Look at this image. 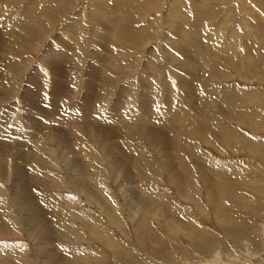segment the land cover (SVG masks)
Here are the masks:
<instances>
[{
    "label": "rangeland",
    "instance_id": "obj_1",
    "mask_svg": "<svg viewBox=\"0 0 264 264\" xmlns=\"http://www.w3.org/2000/svg\"><path fill=\"white\" fill-rule=\"evenodd\" d=\"M0 1V73L1 69L7 71L5 73L11 78L10 81L13 84L12 92L14 90L13 97L2 99L0 95V106L3 105L0 108V147H2L0 148V159L3 161L0 160V202L4 207L6 206L7 210L10 209L11 213L8 212L13 216L8 220V217L3 214L4 207L0 206L2 208L0 221L3 222L0 224L2 226L11 224L9 226L12 229L8 225V228L6 226L8 230L5 227L0 229V264H23V262L24 264H264V0ZM37 17L39 19H36ZM16 18L21 22L25 21L27 26L24 27L30 26L33 30L29 32L26 31L27 29H21V33L19 28L16 29L19 23ZM175 19L180 22L177 28L175 27L177 23L175 22L176 25L172 23ZM9 22L13 27L6 24ZM31 23L37 26L34 27ZM171 26L174 28L172 29ZM6 29L7 32H4ZM14 34L18 35L15 37ZM30 35L34 37L30 38ZM136 40L141 45L137 44ZM98 41H101L100 44ZM80 42L81 44H78ZM97 42L100 46L96 45ZM108 44L111 47H108ZM50 46L52 48L49 54ZM185 48L186 50L183 51ZM226 48H230V51ZM257 50H260L259 53ZM126 51L133 53L130 55ZM167 51L171 52V55ZM225 51L228 52L226 53L228 57L230 55L234 57L227 58ZM246 51L249 52L250 57ZM16 53L18 55L22 53V56L19 55V57ZM208 53L212 55V58ZM149 54L153 57L148 56ZM238 54L239 57L237 56L236 59L235 56ZM240 55H243L244 59ZM186 59L192 62L188 63ZM65 60L68 62L66 63ZM18 61L21 62L20 67H18ZM157 63L159 66H156ZM94 66L96 69L93 71ZM148 66L150 68H145ZM175 70H178V73ZM123 71L128 73L123 75L121 73ZM216 71L218 74L221 72L219 75L221 78ZM214 75L217 77L214 78ZM189 76H191L190 79ZM163 77H167L166 80L170 81L173 79L171 85L174 88L170 87V81L167 82ZM178 82L183 83V86L181 84L180 87ZM129 84L133 86L130 87ZM125 85L133 88L132 91L128 90ZM72 86L76 89L74 90ZM124 87L127 91L123 89ZM225 87L228 90L233 88L232 91L227 92ZM241 87L246 90L258 88L262 90V94L252 97L248 93H239L244 90ZM234 89L239 92L233 91ZM210 90L213 94L209 93ZM145 91L149 92L145 93ZM166 91L172 93L169 94ZM215 91L216 94H214ZM67 93L69 96H66ZM119 96L127 101L125 103L121 99L120 103L122 112L129 111L128 115L130 113V116L126 115L128 119L126 122L116 120L115 125L101 124L97 123L100 120H88L82 116L83 109L81 108L83 107L84 110L88 109L87 111L96 112L98 110L100 114L114 109ZM152 97L154 99H151ZM224 97L233 100L229 99L226 102ZM144 99L147 101L145 102ZM81 100L85 103L84 105ZM199 101H201L200 104H198ZM214 102L216 105L212 104ZM137 103H147L145 107L153 106V110L160 109L163 104L167 103L166 108L170 107L169 110L180 106L186 119L184 120L183 117L181 119V123L186 125L184 143L183 140L180 142L179 138L177 140L173 138L175 132H181L178 128L180 123L172 126H162V124L157 126L155 122H159V119L155 117H152L151 121H147L145 117H138L139 113L146 112L144 111L146 109H142V106L140 107ZM191 105L192 108L189 107ZM184 107L187 109L185 110ZM223 107L227 113L223 112ZM77 108L82 110L80 115L76 113ZM136 108H138L137 111ZM153 110L151 113L154 115ZM241 111L244 112L239 113ZM252 111L255 113L253 114ZM75 113L76 115L71 116ZM125 113L122 114L125 115ZM100 114L97 116L99 117ZM251 114H253L252 117ZM73 118L76 120L74 121ZM139 119L142 120L139 121ZM210 121L222 124L221 126L226 129L224 134L228 136L225 137L216 128L209 126ZM225 124L226 127L230 126L229 131ZM237 129L238 132L247 133V137H239L235 133L238 137L229 136L232 133L230 130L237 131ZM66 135L67 138H65ZM57 137L61 138V146L58 144ZM9 138H13L12 141ZM80 139L83 144L80 143ZM192 143L197 147L196 152L190 147ZM82 145L85 146V150L88 149L86 152ZM52 146L55 147L53 148L55 154L52 152ZM64 146L67 150L65 148L61 153L60 150ZM80 147L84 151H80ZM45 148L49 150V153ZM49 154L51 159H49ZM64 158L65 161L70 162L78 158L77 167L75 169L65 167L67 164ZM7 160H10V163L6 162ZM54 160L63 164L64 169L60 171L56 169L50 162H55ZM169 161L173 162V164L171 162V168ZM50 166L57 170L54 171L55 176L61 174V177H56L61 183L57 187L58 193L56 190L58 195L55 201L57 203L53 205L60 206V195L70 198L66 202V207L63 206L66 210L58 213L54 211L52 204H48L45 197L46 194L55 193L46 189L43 182L48 181L44 173ZM238 167L241 170L239 173L237 172ZM12 171L14 173H11ZM234 172H236L235 175ZM38 174H43L44 178L41 179L43 176ZM184 174H187L189 178L184 177ZM21 178H23L22 181ZM33 185L36 187L34 188ZM31 188L34 193L30 191ZM27 191L29 192L28 197L26 196ZM38 191L44 194V197ZM31 192L35 196H32ZM11 195L12 198H10ZM3 196L9 199L6 200ZM29 197L32 198L31 201L27 199ZM33 197L37 199L34 200ZM16 200L19 201L16 202ZM44 202L48 205H44ZM108 202H111L110 206L107 205ZM18 204H23V206ZM27 212L31 214L27 215ZM69 222L72 223L71 226L67 225ZM41 230H47L50 236L46 240L48 244L45 243L48 246V255L44 262L41 261L42 255L38 254L39 241L42 239V234H45ZM36 237L40 240L36 241ZM3 245L5 248L2 247Z\"/></svg>",
    "mask_w": 264,
    "mask_h": 264
},
{
    "label": "bare ground",
    "instance_id": "obj_2",
    "mask_svg": "<svg viewBox=\"0 0 264 264\" xmlns=\"http://www.w3.org/2000/svg\"><path fill=\"white\" fill-rule=\"evenodd\" d=\"M0 2H1V1H0ZM22 2H23V1H22ZM201 2H202V1H201ZM104 4H105V2H104ZM196 5H197V4H196ZM100 7H101V6H100ZM28 9H30V8H28ZM172 10H173V9H172ZM25 11H26V10H25ZM29 12H30V11H29ZM29 12H28V13H29ZM30 13H31V12H30ZM0 14H1V13H0ZM100 14H101V13H100ZM31 15H32V14H31ZM97 15H98V14H97ZM17 17H18V16H17ZM21 17H22V16H21ZM101 17H102V16H101ZM18 18H19V17H18ZM26 18H27V17H26ZM96 18H97V17H96ZM16 19H17V18H16ZM20 19H21V18H20ZM28 19H29V17H28ZM30 19H31V18H30ZM36 19H39V18L37 17ZM11 20H12V19H11ZM14 20H15V19H14ZM17 20H18L19 23L16 25L17 28H16V27H15V28H16L17 30H18V28H19V29H20V32L22 31L21 29H25V30L27 29L26 31H29V32H30L31 29L33 30V28H30V26H28V28L24 27V26H27V23H25V21H24V22H21V20H20V21H19V19H17ZM32 20H33V19H32ZM4 21H5V20H4ZM27 21H28V20H27ZM29 21H30V20H29ZM36 21H37V20H36ZM40 21H41V20H40ZM51 21H52V20H51ZM173 21H174V20H173ZM10 22H11V21H10ZM10 22H9V23H6V24H10ZM12 22L14 23V21H12ZM30 22H31V21H30ZM30 22H29V23H30ZM175 22L177 23V25L175 24ZM15 23H16V22H15ZM29 23H28V24H29ZM33 23H34V21H33ZM33 23H31L32 26H34ZM38 23H39V22H38ZM54 23H55V22H54ZM72 23H74V22H72ZM157 23H158V22H157ZM170 23H171V22H170ZM172 23H174L173 25H176L175 27L177 28V27H178V24H179L180 22L178 21V19H175V21L172 22ZM3 24H4V23H3ZM11 24H12V23H11ZM11 24L9 25L10 27L12 26ZM21 24H22L23 26H22ZM1 25H2V24H1ZM13 25H14V24H13ZM75 25H76V23H75ZM5 26H7V25H5ZM35 26H37V25H35ZM35 26H34V27H35ZM76 26H77V25H76ZM3 27H4V26H3ZM12 27H13V26H12ZM78 27H79V26H78ZM171 27H172V29L174 28L173 26H171ZM0 28H1V27H0ZM4 28H5V27H4ZM4 28H3V30H4ZM6 28H7V27H6ZM179 28H181V26H179ZM7 29H8V28H7ZM7 29H6V31H4V32H7ZM10 29H11V28H10ZM13 29H14V28H13ZM67 29H68V28H67ZM142 29H143V28H142ZM182 29H183V28H182ZM35 30H36V28H35ZM35 30H34V31H35ZM37 30H38V28H37ZM74 30H75V29H74ZM9 31H11V30H9ZM9 31H8V32H9ZM14 31H16V30L14 29ZM23 31H24V30H23ZM103 31H104V30H103ZM105 31H106V30H105ZM252 31H253V30H252ZM16 32H18V31H16ZM95 32H96V31H95ZM18 33H19V32H18ZM21 33H22V32H21ZM106 33H107V32H106ZM24 34H25V33H24ZM29 34H30V33H29ZM31 34H32V33H31ZM61 34H62V33H61ZM71 34H72V33H71ZM73 34H74V33H73ZM75 34H76V32H75ZM78 34H79V33H78ZM138 34H139V33H138ZM201 34H202V33H201ZM230 34H232V33H230ZM15 35H18V34H14V36H15ZM103 35L105 36V34H103ZM136 35H137V34H136ZM198 35H199V33H198ZM209 35H210V34H209ZM12 36H13V35H12ZM19 36H20V34H19ZM25 36H26V34H25ZM30 36H31L30 38H33V37H34V36L32 37V35H30ZM73 36H74V35H73ZM75 36H76V35H75ZM75 36H74V37H75ZM104 36H103V37H104ZM132 36H133V35H132ZM137 36H138V35H137ZM137 36H135V37H137ZM142 36H143V35H142ZM142 36H141V37H142ZM231 36H232V35H231ZM252 36H253V35H252ZM257 36H258V35H257ZM15 37H16V36H15ZM17 37H18V36H17ZM38 37H39V36H38ZM38 37H37V38H38ZM66 37H67V36H66ZM70 37H71V35H70ZM97 37H98V36H97ZM99 37H100V36H99ZM119 37H120V36H119ZM138 37H139V36H138ZM143 37H145V36H143ZM183 37H184V36H183ZM211 37H212V36H211ZM228 37H229V36H228ZM250 37H251V36H250ZM4 38H5V37H4ZM24 38H25V37H24ZM26 38H28V37H26ZM101 38H102V37H101ZM199 38H200V37H199ZM205 38H206V37H205ZM222 38H223V37H222ZM258 38H260V36H259ZM13 39H14V38H13ZM20 39H21V38H20ZM20 39H19V41H20ZM42 39H43V38H42ZM73 39H74V38H73ZM77 39H79V38H77ZM77 39H76V40H77ZM113 39H114V38H113ZM117 39H118V38H117ZM121 39H122V37H121ZM143 39H144V38H143ZM225 39H226V38H225ZM229 39H231V38H229ZM15 40H18V39H15ZM15 40H14V42H16ZM23 40H26V41H27V39H23ZM28 40H29V38H28ZM69 40H70V39H69ZM71 40H72V39H71ZM76 40H75V41H76ZM94 40H95V39H94ZM110 40H111V39H110ZM140 40H141V39H140ZM140 40H139V41H140ZM178 40H179V39H178ZM181 40H182V39H181ZM79 41H80V40H79ZM108 41H109V40H108ZM136 41H137V40H136ZM141 41H142V40H141ZM141 41H140V42H141ZM143 41H144V40H143ZM226 41H227V40H226ZM226 41H225V42H226ZM229 41H230V40H229ZM21 42L23 43L22 39H21ZM28 42H29V41H27V43H28ZM98 42H99V41H98ZM98 42L96 43V45L98 44ZM100 42H101V41H100ZM100 42H99V44H100ZM124 42H126V41H124ZM182 42H183V40H182ZM204 42H205V41H204ZM230 42H231V41H230ZM232 42H233V41H232ZM3 43H4V42H3ZM35 43H36V39H35ZM103 43H105V42H103ZM120 43H121V40H120ZM128 43H129V42H128ZM209 43H210V42H209ZM226 43H227V42H226ZM249 43H251V42H249ZM17 44H18V43H17ZM78 44H81V42L78 43ZM99 44H98V45H99ZM105 44H106V43H105ZM137 44H140V43H138V41H137ZM184 44H185V42L183 43V45H184ZM190 44H191V43H190ZM193 44H194V42H193ZM195 44H196V43H195ZM224 44H225V43H224ZM230 44H231V43H230ZM230 44H227V45H230ZM247 44H248V43H247ZM252 44H253V43H252ZM8 45H9V42H8ZM20 45H21V43H20ZM20 45H19V46H20ZM25 45H26V44H25ZM35 45H36V44H35ZM35 45H34V46H35ZM50 45H51V44H50ZM53 45H54V44H53ZM67 45H68V43H67ZM69 45H70V44H69ZM124 45L126 46V43H125ZM124 45H123V46H124ZM128 45L130 46V43H129ZM128 45H127V46H128ZM140 45H141V44H140ZM176 45H177V43H176ZM234 45H235V44H234ZM234 45H233V46H234ZM248 45H251V44H248ZM261 45H262V44H261ZM10 46H11V44H10ZM14 46H15V45H14ZM17 46H18V45H17ZM99 46H100V45H99ZM101 46H103V45H101ZM129 46H128V47H129ZM192 46H193V45H192ZM206 46H207V45H206ZM6 47H7V43H6ZM15 47H16V46H15ZM108 47H111V46H109V44H108ZM133 47H134V46H133ZM133 47H132V49H133ZM136 47H137V46H136ZM194 47H195V45H194ZM223 47H224V46H223ZM223 47H221V48H223ZM225 47H226V45H225ZM229 47L231 48L232 45L229 46ZM250 47H251V46H250ZM250 47H248V48H250ZM12 48H14V47H12ZM19 48H22V47H19ZM51 48H52V46L49 47V49H48V50H49L48 53L51 51ZM63 48H64V47H63ZM67 48H69V47L67 46ZM70 48H72V47H70ZM98 48H99V47H98ZM183 48H184V46H183ZM183 48H182V49H183ZM200 48H201V47H200ZM230 48H228L229 51H230ZM248 48H247V49L245 48V49L248 50ZM252 48H253V46H252ZM4 49L7 50L8 48H4ZM10 49H11V48H10ZM99 49H100V48H99ZM125 49H127V48H125ZM128 49H129V48H128ZM180 49H181V48H180ZM207 49H208V47H207ZM224 49H225V48H224ZM228 49L226 48V50H228ZM253 49H254V48H253ZM253 49H252V50H253ZM18 50H19V49H18ZM18 50H17V51H18ZM20 50H21V49H20ZM23 50H24V49H23ZM57 50H58V49H57ZM96 50H97V49H96ZM106 50H107V49H106ZM118 50L120 51V49H118ZM134 50H135V49H134ZM154 50H155V49H154ZM185 50H186V48H185L183 51H185ZM211 50H212V49H211ZM52 51H53V50H52ZM68 51H71V50H68ZM98 51H100V50H98ZM101 51H102V50H101ZM109 51H110V50H109ZM183 51H182V52H183ZM216 51H217V50H216ZM257 51H258V50H257ZM259 51H260V50H259ZM259 51H258V53H259ZM8 52H9V51H8ZM15 52H16V50H15ZM22 52H23V51H22ZM56 52H58V51H56ZM71 52H72V51H71ZM95 52H96V51H95ZM111 52H112V51H111ZM126 52H127V51H126ZM156 52H158V51L156 50ZM167 52H169V51H167ZM198 52H199V51H198ZM213 52H214V50H213ZM221 52H222V50H221ZM1 53H2V52H1ZM92 53H94V52H92ZM109 53H110V52H109ZM122 53H123V51H122ZM128 53H129V52H127V54H128ZM132 53H133V52H131V54H132ZM134 53H135V51H134ZM160 53H161V52H160ZM170 53H171V52H169V54H170ZM201 53H202V52H201ZM210 53H211V51H210ZM215 53H216V52H215ZM226 53H228V52L225 51V54H226ZM234 53H235V52H234ZM241 53H242V52H241ZM241 53H240V54H241ZM246 53H247V55L250 57V55L248 54L249 52L246 51ZM4 54H5V53H4ZM6 54H7V53H6ZM16 54H17V53H16ZM21 54H22V53H21ZM21 54L19 53V55H21ZM49 54H50V53H49ZM58 54H59V53H58ZM70 54H71V53H70ZM106 54H107V53H106ZM106 54H105V56H106ZM110 54H112V53H110ZM110 54H107V55L110 56ZM127 54H126V55H127ZM129 54H130V53H129ZM131 54H130V55H131ZM150 54H152V53L150 52ZM150 54H149L148 56L153 57V56L150 55ZM153 54H154V53H153ZM177 54H178V53H177ZM198 54H199V53H198ZM208 54H209V53H208ZM212 54H214V53H212ZM242 54H244V53H242ZM2 55H3V54H2ZM8 55H9V54H8ZM19 55L17 54V56H19ZM56 55H57V54H56ZM81 55H82V54H81ZM120 55H121V54H120ZM170 55H171V54H170ZM178 55H179V54H178ZM185 55H186V54H185ZM199 55H200V54H199ZM209 55H210V54H209ZM232 55H233V54H232ZM244 55H245V54H244ZM247 55H246V56H247ZM21 56H22V55H21ZM60 56H61V54H60ZM67 56H70V55H67ZM71 56H72V54H71ZM71 56H70V57H71ZM79 56H80V53H79ZM98 56H100V55H98ZM173 56H174V55H173ZM187 56H188V55H187ZM200 56H201V55H200ZM225 56H226L227 58H229V57H230V58L234 57V56H231V55L228 57L227 54H226ZM237 56L239 57V54L235 56L236 59H237ZM241 56H242L243 59H244V56H243V55H240V57H241ZM5 57H8V56H5ZM19 57H20V56H19ZM47 57H48V55H47ZM57 57H58V56H57ZM64 57H65V54H64ZM73 57H74V56H73ZM96 57H97V56H96ZM106 57H107V56H106ZM121 57H122V55H121ZM133 57H134V56H133ZM175 57H176V56H175ZM189 57H190V56H189ZM202 57H203V56H202ZM204 57H205V56H204ZM206 57H208V55H207ZM210 57L212 58V55H210ZM9 58H10V57H9ZM12 58H13V57H12ZM48 58H49V57H48ZM67 58H68V57H67ZM134 58H136V57H134ZM138 58H140V57H138ZM173 58H174V57H173ZM173 58H172V59H173ZM245 58H247V57H245ZM10 59H11V58H10ZM62 59H63V58H62ZM70 59H72V58H70ZM107 59H109V60L111 61L110 58H107ZM107 59H106V60H107ZM130 59H131V58H130ZM208 59H209V58H208ZM239 59H240V58H239ZM7 60H8V59H7ZM59 60H60V58H59ZM59 60H57V61H59ZM67 60H69V59H67ZM75 60H76V58H75ZM106 60H105V61H106ZM132 60H133V59H132ZM132 60H131V61H132ZM134 60H135V59H134ZM182 60H183V59H182ZM186 60H187V59H186ZM209 60H210V59H209ZM209 60H207V61H209ZM2 61H3V60H2ZM9 61H10V60H9ZM14 61H15V60H13V62H14ZM26 61H27V59H26ZM26 61H25V62H26ZM60 61H61V60H60ZM65 61H66V60H65ZM72 61H73V59H72ZM76 61H77V60H76ZM95 61H96V60H95ZM103 61H104V60H103ZM105 61H104V62H105ZM128 61H129V60H128ZM189 61L192 62L191 60H187L188 63H189ZM202 61H203V60H202ZM204 61H205V60H204ZM13 62H12V63H13ZM67 62H68V61H66V63H67ZM98 62H99V61H98ZM148 62H149V61H148ZM148 62H147V63H148ZM187 62H186V64H187ZM14 63H15V62H14ZM18 63H19V61H18ZM20 63H21V62H20ZM20 63H19V65H18V67L21 66ZM28 63H29V62H28ZM58 63H59V62H58ZM74 63H75V62H74ZM107 63H108V62H107ZM147 63H145V64H147ZM154 63H155V61H154ZM208 63H209V62H208ZM10 64H11V63H10ZM16 64H17V63H16ZM16 64H15V65H16ZM24 64H25V63H24ZM24 64H23V65H24ZM29 64H30V63H29ZM75 64H77V63H75ZM98 64H99V63H98ZM108 64H110V62H109ZM158 64H159V63H157L156 66H157ZM26 65H27V64H26ZM26 65H25V66H26ZM106 65H107V64H106ZM153 65H154V64H153ZM107 66H109V65H107ZM131 66H132V65H131ZM149 66H150V64H149ZM149 66H148V67H145V68H150ZM158 66H159V65H158ZM250 66H251V65H250ZM22 67H24V66H22ZM27 67H28V66H27ZM102 67H103V66H102ZM160 67H161V66H160ZM177 67H178V66H177ZM177 67H176V69H177ZM187 67H188V66H187ZM189 67H190V66H189ZM189 67H188V68H189ZM253 67H254V66H253ZM9 68H10V67H9ZM12 68H13V67H12ZM58 68H59V67H58ZM151 68H153V67H151ZM154 68H156V67H154ZM179 68H182V67H179ZM200 68H201V67H200ZM10 69H11V68H10ZM14 69H15V67H14ZM19 69H20V68H19ZM95 69H96V66L93 67V71H94ZM134 69H135V68H134ZM156 69L159 70L158 68H156ZM171 69H172V68H171ZM190 69H191V68H190ZM219 69H220V68H219ZM20 70H22V69H20ZM23 70H24V69H23ZM49 70H50V69H49ZM52 70H53V69H52ZM103 70L105 71V69H103ZM146 70H147V69H146ZM183 70H184V69H183ZM12 71H13V70H12ZM18 71H19V70H18ZM36 71H37V70H36ZM43 71H44V70H43ZM62 71H63V70H62ZM114 71H115V70H114ZM150 71H153V69H152V70L150 69ZM175 71H176V70H175ZM177 71H178V70H177ZM177 71H176V72H177ZM191 71H192V70H191ZM191 71H189V72H191ZM201 71H202V70H201ZM203 71H204V70H203ZM5 72H7V71H3V70L1 69V73H0V75H1V76H0V92H1V94H0V95H1V98H2V99L10 98V96L13 97V92H14V90H13V92H12L13 84H12V81H10L11 78H9L8 75H7ZM10 72H11V71H10ZM14 72L16 73V71H14ZM21 72H22V71H21ZM128 72H129V70H128ZM128 72L126 71V73H128ZM146 72H148V71H146ZM146 72H145V73H146ZM159 72H160V71H159ZM179 72H180V71H179ZM184 72H186V71H184ZM184 72H183V73H184ZM187 72H188V71H187ZM205 72H206V71H205ZM216 72H217V71H216ZM18 73H19V72H18ZM26 73H27V72H26ZM34 73H35V72H34ZM42 73H43V72H42ZM106 73H107V72H106ZM121 73L124 75L125 72L123 71V72H121ZM126 73H125V74H126ZM143 73H144V72H143ZM143 73H142V74H143ZM145 73H144V74H145ZM177 73H178V72H177ZM192 73H193V72H191V74H192ZM194 73H195L194 75H196V72H195V71H194ZM220 73H221V72H219V74H218V72H217L218 76L220 75ZM10 74H11V73H10ZM10 74H9V75H10ZM12 74H13V73H12ZM19 74H20V73H19ZM36 74H38V73H36ZM97 74H98V73H97ZM146 74H147V73H146ZM146 74H145V75H146ZM150 74H151V73H150ZM153 74L155 75V72H154ZM158 74H159V73H158ZM181 74H182V73H181ZM187 74H188V73H187ZM205 74H206V73H205ZM217 74H216V75H217ZM238 74H239V73H238ZM13 75H15V74H13ZM42 75H43V74H41V76H42ZM46 75H47V74H46ZM123 75H122V76H123ZM147 75H148V74H147ZM171 75H172V74H171ZM175 75H176V73H175ZM182 75H183V74H182ZM185 75H186V73H185ZM185 75H184V76H185ZM198 75H199V74H198ZM216 75H214L213 77L215 78ZM15 76H17V74H16ZM34 76H35V75H34ZM37 76H38V75H37ZM37 76H36V77H37ZM92 76H93V75H92ZM107 76H108V75H107ZM158 76H160V75H158ZM178 76H179V75H178ZM191 76H192V75H191ZM191 76H189L188 78L190 79ZM200 76H201V74H200ZM10 77H11V76H10ZM12 77H13V76H12ZM119 77H120V76H119ZM139 77H140V76H139ZM179 77H180V76H179ZM186 77H187V76H186ZM186 77H185V78H186ZM192 77H194V76H192ZM196 77H198V76H196ZM216 77H217V76H216ZM219 77H220V76H219ZM14 78H16V77H14ZM17 78H18V77H17ZM37 78H39V77H37ZM75 78H76V77H75ZM146 78H147V77H146ZM146 78H145V80H146ZM148 78H149V77H148ZM163 78H164V77H163ZM166 78H167V77H165L164 79L166 80ZM177 78H178V77H177ZM194 78H195V77H194ZM220 78H221V77H220ZM51 79H52V78H51ZM88 79H89V78H88ZM93 79H94V78H93ZM178 79H181V78H178ZM178 79H177V80H178ZM192 79H193V78H192ZM195 79H196V78H195ZM200 79H201V78H200ZM217 79H218V78H217ZM70 80H71V79H70ZM90 80H91V79H90ZM114 80H116V79H114ZM114 80H113V81H114ZM138 80H139V79H138ZM141 80H142V79H141ZM148 80H149V79H148ZM148 80H146V81H148ZM150 80H151V79H150ZM172 80H173V79H172ZM172 80H171V81H172ZM207 80H208V77H207ZM209 80H210V79H209ZM14 81H15V80H14ZM71 81H72V80H71ZM143 81H144V80H143ZM163 81H164V80H163ZM163 81H162V82H163ZM166 81L168 82V81H170V80H166ZM166 81H165V82H166ZM171 81H170V83H169V84H170L169 86H170V87H173V86L171 85V83H172ZM190 81H192V80H190ZM72 82H73V81H72ZM115 82H116V81H115ZM132 82H133V81H132ZM148 82H150V81H148ZM152 82H153V81H152ZM14 83H15V82H14ZM69 83H71V82H69ZM88 83H89V82H88ZM109 83H110V82H109ZM111 83H112V82H111ZM130 83H131V82H130ZM137 83H138V82H137ZM150 83H151V82H150ZM150 83H148V84H150ZM178 83L180 84V87H181V84H182V86H183V83H180V82H178ZM196 83H198V82H196ZM207 83L210 85V82L207 81ZM207 83H206V84H207ZM72 84H74V82H73ZM91 84H92V83H91ZM139 84H142V82H141V83L139 82ZM163 84H164V83H163ZM163 84H162V85H163ZM167 84H168V83H167ZM167 84H166V85H167ZM179 84H178V86H179ZM151 85H152V84H151ZM153 85H156V84L153 83ZM166 85H165V86H166ZM192 85H195V84H192ZM202 85H203V84H202ZM236 85H237V84H236ZM88 86H89V85H88ZM91 86H92V85H91ZM129 86H130V84H129ZM129 86H128V85H125V87H127V88H128ZM131 86H133V85L131 84ZM131 86H130V87H131ZM134 86H135V85H134ZM141 86H142V85H141ZM143 86H145V85H143ZM165 86H163V87H165ZM167 86H168V85H167ZM169 86H168V87H169ZM233 86H234V85H233ZM237 86H238V85H237ZM66 87H67V86H65V88H66ZM70 87H71V86H70ZM70 87H68V88H70ZM72 87H73V86H72ZM83 87H84V86H83ZM125 87H124L123 89H124L125 91H127V88H125ZM168 87H167V88H168ZM242 87H243V86H242ZM242 87H241V88H242ZM17 88H18V86H17ZM68 88H67V89H68ZM142 88H144V87H142ZM152 88H153V86H152ZM165 88H166V87H165ZM173 88H174V87H173ZM184 88H185V87H184ZM228 88H229V85H228ZM232 88H233V87H232ZM232 88L230 89L231 91H232ZM234 88H235V87H234ZM15 89H16V87H15ZM73 89H74V87H73ZM75 89H76V88H75ZM75 89H74V90H75ZM129 89H131V88H128V90H129ZM132 89H133V88H132ZM132 89H131L130 91H132ZM139 89H140V88H139ZM148 89H149V88H148ZM169 89H170V88H169ZM171 89H172V88H171ZM186 89H187V87H186ZM217 89H218V87H217ZM236 89H237V88H236ZM236 89H234L233 91H235ZM243 89H244V88H242V90H243ZM248 89H249V88H248ZM263 89H264V88H263ZM59 90H60V89H59ZM62 90H63V89H62ZM65 90H66V89H65ZM109 90H110V89H109ZM134 90H135V89H134ZM146 90H147V89H146ZM149 90H150V89H149ZM165 90H166V89H165ZM167 90H168V89H167ZM223 90H224V89H223ZM225 90H226L227 92L230 91V90L226 89V87H225ZM63 91H64V90H63ZM68 91H69V90H68ZM150 91L153 92V90H150ZM170 91H171V90H170ZM170 91H166V92H169V94H171L172 92L170 93ZM189 91H191V90H189ZM203 91H206V90H203ZM207 91H208V90H207ZM211 91H212V90H210L209 93H210ZM213 91H214V90H213ZM220 91H221V90H219V92H220ZM236 91H237V90H236ZM17 92H18V91H17ZM69 92H70V91H69ZM73 92H74V91H73ZM108 92H109V91H108ZM123 92H124V91H123ZM133 92H134V91H133ZM141 92H142V91H141ZM148 92H149V91H148ZM148 92L145 91V93H148ZM184 92H186V91L184 90ZM237 92H239V91H237ZM237 92H234V93H237ZM263 92H264V91H263ZM15 93H16V92H15ZM75 93H76V92H75ZM86 93H87V92H86ZM98 93H99V92H98ZM154 93H155V92H154ZM193 93L195 94L196 92H193ZM197 93H198V92H197ZM200 93H201V92H200ZM211 93H212V92H211ZM230 93H232V92H230ZM239 93H243V94L248 93V94H250L252 97H256L257 95L260 96V93L262 94V90H260V89H258V88H256V89L254 88V89H251V90H246V89H244L243 91H240ZM64 94H65V93H63V95H64ZM69 94H70V93H69ZM77 94H78V93H77ZM101 94H102V92H101ZM101 94H100V95H101ZM103 94H104V93H103ZM126 94H127V93H126ZM137 94H138V93H137ZM140 94H141V93H140ZM212 94H213V93H212ZM214 94H216V91H215ZM248 94H247V95H248ZM15 95H16V94H15ZM29 95H31V94L29 93ZM29 95H28V96H29ZM67 95H68V93L66 94V96H67ZM142 95H143V94H142ZM142 95H141V96H142ZM147 95H148V94H147ZM150 95H151V94H150ZM158 95H159V94H158ZM166 95H168V94H166ZM172 95H173V94H172ZM217 95H218V94H217ZM217 95H215V96H217ZM219 95H220V94H219ZM225 95H226V94L224 93V96H225ZM227 95H228V94H227ZM235 95H236V94H235ZM237 95H239V94H237ZM241 95H242V94H241ZM247 95H246V97H247ZM64 96H65V95H64ZM68 96H69V95H68ZM109 96H111V95L109 94ZM139 96H140V95H139ZM154 96H155V95H154ZM159 96H160V95H159ZM174 96H175V95H174ZM183 96H184V95H183ZM198 96H199V94H198ZM207 96H208V95H207ZM210 96H211V95H210ZM222 96H223V94H222ZM231 96H232V95H231ZM233 96H234V94H233ZM239 96H240V95H239ZM73 97H74V96H73ZM155 97H156V96H155ZM164 97H165V96H164ZM170 97H171V96H170ZM190 97H191V95H190ZM225 97H226V96H225ZM225 97H224V98H225ZM229 97H230V94H229ZM44 98H45V96H44ZM56 98H57V97H56ZM56 98H55V99H56ZM69 98H70V97H69ZM137 98H138V96H137ZM140 98H141V97H140ZM144 98H145V96H144ZM146 98H147V97H146ZM165 98H166V97H165ZM172 98H173V97H172ZM172 98H171V99H172ZM174 98H175V97H174ZM199 98H201V97H199ZM237 98H239V97H237ZM241 98H242V97H241ZM11 99H12V98H11ZM58 99H59V98H58ZM70 99H71V98H70ZM99 99H100V98H99ZM105 99H107V98L105 97ZM113 99H114V98H113ZM121 99H122L125 103H127V101H126L122 96H119V97H117V99H116V103H115V106H116V107H114V109H111L110 111H107V110L111 107V106H110L108 109H106V111H107L106 113H101V114H100V112H99L98 110H97L96 112H95V111L92 112L91 110L87 111L88 109H87V110H84V107H83V108H81V109H83V115H82V116H84V117L87 118L88 120H93V121L100 120L99 122L97 121V123H101V124H103V123L107 124V123H108L109 125H115L114 122H116V120H123V121L126 122V121L128 120V119H126V115H128L127 113H128L129 111H128L127 113L122 112L121 107H120ZM142 99H143V98H142ZM142 99H141V101H142ZM149 99H150V98H149ZM149 99H148V101H149ZM151 99H154V97H152ZM155 99H156V98H155ZM178 99H179V98H178ZM203 99H204V97H203ZM205 99H207V98L205 97ZM213 99H214V98H213ZM222 99H223V97L221 98V100H222ZM229 99H230V101H231L232 98H229ZM229 99L225 98V101L228 102ZM234 99H235V98H234ZM43 100L45 101L46 99H43ZM47 100H48V99H47ZM47 100H46V101H47ZM61 100H62V99H61ZM94 100H95V99H94ZM103 100H104V99H103ZM109 100H110V99H109ZM164 100H165V99H164ZM167 100H168V99H167ZM167 100L165 101V103L167 102ZM179 100L181 101L182 99H179ZM199 100H200V99H199ZM214 100H216V99H214ZM232 100H233V99H232ZM49 101H51V99H50ZM56 101H58V100L56 99ZM81 101H82V104L84 105L85 103L83 102V100H81ZM138 101H139V98H138ZM144 101H145V99H144ZM146 101H147V100H146ZM146 101H145V102H146ZM154 101H156V100H154ZM171 101H173V100H171ZM196 101H197V100H196ZM204 101H205V100H204ZM206 101H207V100H206ZM211 101H212V100H211ZM217 101H218V99H217ZM60 102H61V101H60ZM108 102H109V101H108ZM132 102H134V100H132ZM150 102H152V101H150ZM156 102H157V101H156ZM159 102H160V101H159ZM168 102H169V101H168ZM191 102H192V101H191ZM191 102H189V103H191ZM200 102H201V101H199L198 104H200ZM218 102H219V101H218ZM99 103H100V102H99ZM106 103H107V102H106ZM129 103H130V102H129ZM138 103H139V102H138ZM138 103H137V104H138ZM172 103H173V102H172ZM180 103H181V102H180ZM183 103H184V102H183ZM186 103H187V102H186ZM204 103H205V102H204ZM210 103H211V102H210ZM220 103H221V102H220ZM5 104H6V103H5ZM16 104H17V103H16ZM57 104H59V103L57 102ZM63 104H64V103H62V105H63ZM66 104H67V103H66ZM113 104H114V103H113ZM137 104H136V105H137ZM170 104H171V103H170ZM177 104H179V102H178ZM177 104H176V105H177ZM196 104H197V103H196ZM212 104H213V105H216V102H214V103H212ZM48 105H50V104H48ZM60 105H61V104H60ZM110 105H111V104H110ZM138 105H139V106L141 105L142 107H141V106H140V107H141L142 109H144V108L146 109V110H144V111H146V112L138 111V112H141V113H139L138 117H145L147 121H151V120H152L151 118H152V117H155V119H157V120L159 119V120H158L159 122H155V124H157V126H159L160 124H162V126H172V125H174V124H178V123H180L178 128L180 129L181 132H180V133L175 132V133L173 134V138L176 139V140H177V138H179V141L181 142V141L183 140V143H184V140H185L184 135L186 134V125L181 123V119H182V117L184 118V115L182 114L183 112L181 111V107H180V106L176 107L175 109H171V110H169L170 107H169V108H166V105H168V103H167V104H165V105L163 104L164 106L162 105V107H161L160 109H157V108H156L155 110H153V108H154L153 106H152L153 108H152L151 106H150L151 108L148 107V106L145 107V105H148L147 103H146V104L141 103V104H138ZM138 105H137V106H138ZM152 105H154V103H152ZM180 105H182V104H180ZM187 105H189V104H187ZM202 105H203V104H202ZM206 105H207V103H206ZM2 106H3V105H2ZM2 106H0V108H1ZM55 106H57V105H55ZM64 106H65V105H64ZM123 106H125V104H123ZM133 106H134V105H133ZM133 106H131V108H133ZM155 106L158 107L159 105H155ZM170 106H171V105H170ZM172 106H173V105H172ZM183 106H184V104H183ZM12 107H13V106H12ZM159 107H160V106H159ZM189 107L192 108V105L189 106ZM195 107H196V106H195ZM237 107H238V105H237ZM13 108H14V107H13ZM75 108H76V107H75ZM87 108H88V107H87ZM106 108H107V107H106ZM131 108H130V109H131ZM141 108H139V109H141ZM172 108H173V107H172ZM184 108H185V110L187 109V107H184ZM191 108H190V110H191ZM202 108H203V107H202ZM4 109H5V108H4ZM52 109H54V108H52ZM64 109H65V108H64ZM81 109H78V108H77L76 113L80 115L81 112H82ZM137 109H138V108H136V111H137ZM228 109H229V108H228ZM233 109H234V108H233ZM233 109H232V110H233ZM236 109H238V108H236ZM11 110H12V109H11ZM11 110L9 109V111H11ZM66 110H67V108H66ZM74 110H75V109H74ZM101 110H102V109H101ZM128 110H129V109H128ZM152 110H153V112H155L154 115L151 113ZM182 110H183V108H182ZM193 110H195V108H194ZM223 110H224V107H223ZM223 110H222V111H223ZM232 110H231V111H232ZM125 111H126V108H125ZM188 111H189V110H188ZM222 111H221V113H222ZM233 111H234V110H233ZM11 112H13V111H11ZM11 112H10V113H11ZM63 112H64V111H63ZM69 112H71V111H69ZM121 112H122V113H125V115L122 114ZM133 112H134V111H133ZM133 112H132V113H133ZM138 112L135 113V114L137 115ZM186 112H187V111H186ZM223 112H224V113H227L225 110H224ZM236 112H237V111H236ZM236 112H234V113H235L236 116H237V113H236ZM243 112H244V111H243ZM243 112L241 111V112H239V113H243ZM5 113H7V112H5ZM32 113H33V112H32ZM52 113H53V112H52ZM59 113H60V112H59ZM65 113H66V112H65ZM76 113L73 114V115H71V116L76 115ZM144 113H145V114H144ZM188 113H191V112H188ZM221 113H220V114H221ZM252 113L254 114L255 112L252 111ZM22 114H23V113H22ZM54 114H55V113H54ZM62 114H63V113H62ZM68 114H69V113H68ZM68 114H67V115H68ZM70 114H72V113H70ZM97 114H100L99 117L97 116ZM106 114H107V116H105ZM198 114H199V113H198ZM205 114H206V113H205ZM207 114H209V113H207ZM229 114H230V112H229ZM253 114H251V117L253 116ZM2 115H3V114H2ZM4 115H5V116H8L7 114H4ZM23 115H24V114H23ZM63 115H64V114H63ZM186 115H187V113L185 114V117L187 118ZM193 115H194V114H193ZM210 115H211V114H210ZM221 115H222V114H221ZM239 115L242 116L241 114H239ZM0 116H1V115H0ZM25 116H26V115H25ZM71 116H70V118H71ZM128 116H130V113H129ZM243 116H244V115H243ZM188 117H189V116H188ZM193 117H195V116H193ZM203 117H204V116H203ZM246 117H247V116H246ZM1 118H2V117H1ZM10 118H11V117H10ZM29 118H30V116H29ZM52 118H53V117H52ZM70 118H69V119H70ZM131 118H132V117H131ZM134 118H135V117H134ZM189 118H190V117H189ZM195 118H196V117H195ZM195 118H194V119H195ZM229 118L232 119L230 116H229ZM248 118H249V117H248ZM31 119H32V118H31ZM36 119H37V118H36ZM74 119H75V118H73V120H74ZM136 119H137V116H136ZM210 119H211V118H210ZM214 119H215V118H214ZM214 119H213V120H214ZM8 120H9V119H8ZM8 120H7V121H8ZM17 120H18V118H17ZM59 120H60V119H59ZM75 120H76V119H75ZM75 120H74V121H75ZM79 120H80V118H79ZM141 120H142V119H141ZM141 120L139 119V121H141ZM143 120H144V119H143ZM184 120H186V119L184 118ZM184 120H183V121H184ZM215 120H216V119H215ZM232 120H233V119H232ZM243 120H245V119L243 118ZM21 121H22V120H21ZM29 121H30V120H29ZM35 121H36V120H35ZM63 121H64V120H63ZM63 121H62V122H63ZM83 121H84V119H83ZM93 121H91V122H93ZM130 121H131V120H130ZM225 121H226V120H225ZM229 121H230V120H229ZM16 122H18V121H16ZM62 122H60V123H62ZM134 122H135V121H134ZM60 123H59V124H60ZM85 123H86V122H85ZM93 123H95V122H93ZM97 123H96V124H97ZM116 123H117V122H116ZM140 123H141V122H140ZM220 123H223V121H222V122L220 121ZM229 123H230V122H229ZM77 124H78V122H77ZM77 124H76V125H77ZM141 124H143V123H141ZM151 124H152V123H151ZM65 125H66V124H65ZM93 125H94V124H93ZM208 125H209V126H212V127H214V128H216V130H217L218 132H220L222 135H225L224 132L226 131V129H225L223 126H221L222 124L220 125V124H218L217 122H214V123L212 122V123H211V121H210V124H209V122H208ZM5 126H6V125H5ZM8 126H9V125H8ZM54 126H55V125H54ZM61 126H62V124H61ZM78 126H79V125H78ZM118 126H119V125H118ZM133 126H135V125H133ZM181 126H182V127H181ZM187 126H188V125H187ZM191 126H192V125H191ZM226 126H227V125L225 124V127H226ZM87 127H88V126H87ZM87 127H86V128H87ZM180 127H181V128H180ZM228 127L230 128V126H228ZM228 127H226V128H228ZM9 128H10V127H9ZM33 128H34V127H33ZM76 128H77V127H76ZM79 128H80V127H79ZM86 128H85V129H86ZM229 128H228V131H229ZM31 129H32V128H31ZM55 129H56V128H55ZM67 129H68V128H67ZM81 129H82V128H81ZM230 129H231V128H230ZM18 130H19V126H18ZM151 130H152V129H151ZM187 130H188V128H187ZM15 131H16V130H15ZM50 131H51V130H50ZM52 131H53V130H52ZM70 131H71V130H70ZM75 131H76V130H75ZM75 131H74V132H75ZM77 131H78V130H77ZM77 131H76V132H77ZM82 131H83V130H82ZM90 131H91V128L89 129V132H90ZM156 131H157V130H156ZM159 131H160V130H159ZM189 131H190V130H189ZM196 131H198V130H196ZM230 131H231L232 133H230V134L228 133L229 136L232 135V136H236V137H238V136H239V137H241V136H243V137H247V135H246L247 133L245 134V133H243V132H238V131H239L238 129H237V131H235V130H230ZM151 132H153V131H151ZM5 133H6V132H5ZM80 133H81V132H80ZM84 133H85V132H84ZM157 133H158V132H157ZM199 133H200V132H199ZM225 133H226V132H225ZM234 133H235V134H238V136L235 135ZM9 134H10V133H9ZM76 134H77V133H76ZM92 134H93V133H92ZM150 134H151V133H150ZM181 134H183V135H181ZM248 134H249V133H248ZM46 135H47V134H46ZM48 135H49V134H48ZM58 135H59V134H58ZM67 135H68V133H67ZM67 135L65 136V138L68 137ZM78 135H79V134H78ZM78 135H77V137H78ZM194 135H195V134H194ZM222 135H221V137H222ZM226 135H227V134H226ZM226 135H225V137H226ZM245 135H246V136H245ZM2 136H3V135H2ZM8 136H9V135H8ZM12 136H13V135H12ZM32 136H33V135H32ZM227 136H228V135H227ZM0 137H1V135H0ZM4 137H5V136H4ZM4 137H3V138H4ZM14 137H15V136H14ZM30 137H31V136H30ZM46 137H47V136H46ZM48 137H49V136H48ZM50 137H51V136H50ZM160 137H161V136H160ZM41 138H42V137H41ZM65 138H64V139H65ZM81 138H82V137H81ZM167 138H168V137H167ZM1 139H2V138H1ZM9 139H11V138H9ZM12 139H13V138H12ZM12 139H11V141H12ZM46 139H47V138H46ZM49 139H50V138H49ZM53 139H55V138H53ZM57 139H58V137H57ZM60 139H61V138H60ZM60 139H58V144L61 146L62 141H61ZM64 139H63V140H64ZM256 139H257V137H256ZM14 140H15V139H14ZM18 140H19V139H18ZM18 140H17V141H18ZM83 140H84V139H83ZM158 140H159V139H158ZM248 140H249V139H248ZM258 140H259V139H258ZM258 140H257V141H258ZM260 140H261V139H260ZM28 141H29V140H28ZM37 141H38V140H37ZM55 141H56V140H55ZM68 141H69V140H68ZM78 141H79V140H78ZM84 141H85V140H84ZM249 141H250V140H249ZM254 141H255V140H254ZM257 141H256V143L259 142V141H258V142H257ZM15 142H16V141H15ZM15 142H14V143H15ZM33 142H34V141H33ZM71 142H72V140H71ZM176 142H177V141H176ZM180 142H179V143H180ZM0 143H1V142H0ZM8 143H9V142H8ZM12 143H13V142H12ZM29 143H30V142H29ZM34 143H35V142H34ZM44 143H45V142H44ZM51 143H52V142H51ZM77 143H78V142H77ZM80 143H82V142H81V139H80ZM152 143H153V142H152ZM259 143H260V142H259ZM36 144H37V143H36ZM36 144H35V146H36ZM53 144H54V143H53ZM64 144H65V142H64ZM82 144H83V143H82ZM23 145H24V144H23ZM37 145H38V144H37ZM43 145H44V144H43ZM48 145L51 146L50 144H48ZM69 145H70V144H69ZM69 145H68V146H69ZM75 145H76V144H75ZM181 145H182V144H181ZM194 145H195V144L192 143V144L190 145V147H192L193 150L196 152L197 147L194 146ZM10 146H11V145H10ZM28 146H29V145H28ZM38 146H39V145H38ZM44 146H45V145H44ZM46 146H47V144H46ZM57 146H58V145H57ZM60 146H58V147H60ZM68 146H67V147H68ZM88 146H90V145H88ZM154 146H155V145H154ZM72 147H73V146H72ZM75 147H76V146H75ZM82 147H84V150H85V146L82 145ZM82 147H80V151H84V150H81ZM86 147H87V146H86ZM0 148H2V147H0ZM15 148H16V147H15ZM18 148H19V147H18ZM20 148H21V147H20ZM46 148H47V147H46ZM46 148H45V149H46ZM53 148H55V147L52 146V152H53V154H55L56 152L54 153L55 150L53 151ZM65 148H66V146H64V147L60 150L61 153L64 152L63 149H65ZM76 148L78 149V147H76ZM160 148H161V147H160ZM201 148H202V147H201ZM10 149H11V148H10ZM21 149H22V148H21ZM48 149H50V148L48 147ZM48 149H46V150H48ZM72 149H73V148H72ZM74 149H75V148H74ZM155 149H156V148H155ZM11 150H13V149H11ZM37 150L39 151V149H37ZM42 150H43V149H41V151H42ZM66 150H67V148H66ZM78 150H79V149H78ZM87 150H88V149H87ZM87 150H85V152H86ZM163 150H164V149H163ZM186 150L188 151V149H186ZM20 151H21V150H20ZM33 151H34V150H33ZM50 151H51V150H50ZM69 151H70V150H69ZM23 152H24V151H23ZM52 152H51V153H52ZM57 152H58V151H57ZM70 152L72 153V151H70ZM74 152H76V151H74ZM85 152H84V153H85ZM88 152H89V151H88ZM165 152H166V151H165ZM3 153H4V151H3ZM17 153H18V152H17ZM48 153H49V150H48ZM48 153H45V154H48ZM66 153H67V152H66ZM81 153H82V152H81ZM22 154H24V153H22ZM29 154H30V153H29ZM24 155H26V154H24ZM49 155H50V154H49ZM56 155H57V154H56ZM58 155H59V154H58ZM58 155H57V156H58ZM81 155H82V154H81ZM89 155H90V154H89ZM54 156H55V155H54ZM86 156H87V155H86ZM169 156H170V155H169ZM66 157H68V156H66ZM66 157H65V158H66ZM76 157H77V156H76ZM166 157H167V156H166ZM44 158H45V157H44ZM51 158H52V157H51V155H50V158H49V159H51ZM65 158H64V162L67 164L65 167H67V168H71V169H75V167H77V164H78L77 162L79 161L78 158L73 159L72 162H70V161H68V160L65 161ZM83 158H86V159H87V157H83ZM7 159H8V158H7ZM9 159H10V158H9ZM11 159H12V158H11ZM20 159H22V158L20 157ZM39 159H40V158H39ZM46 159H47V157H46ZM46 159H45V160H46ZM54 159H55V158H54ZM57 159H58V158H57ZM61 159H62V158H61ZM79 159H81V157H80ZM119 159H120V158H119ZM162 159H163V158H162ZM165 159H166V158H165ZM168 159H169V158H168ZM0 160H1V159H0ZM3 160H5V159H3ZM16 160H17V159H16ZM18 160H19V159H18ZM33 160H34V159H33ZM55 160H56V159H55ZM55 160H54V161H55ZM59 160H60V159H59ZM1 161H2V160H1ZM9 161H10V160H7L6 162H9ZM47 161H48V160H47ZM57 161H58V160H57ZM60 161H61V160H60ZM101 161H102V160H101ZM164 161H165V160H164ZM2 162H3V161H2ZM4 162H5V161H4ZM6 162H5V163H6ZM15 162H16V161H15ZM32 162H33V161H32ZM42 162H43V161H42ZM50 162H51V163L56 167V169H58L59 171H60L61 169H64V168H62V167H64L63 164H61V163H59V162H56V161H55V162L50 161ZM98 162H99V161H98ZM171 162H172V161H169L170 168L172 167ZM0 163H1V162H0ZM5 163H4V164H5ZM9 163H10V162H9ZM9 163H8V164H9ZM30 163H31V162H30ZM45 163H46V162H45ZM89 163H90V162H89ZM218 163H220V162H218ZM4 164H3V165H4ZM14 164H15V163H14ZM39 164H40V163H39ZM43 164H44V163H43ZM49 164H50V163H49ZM80 164H81V163H80ZM163 164H164V163H163ZM167 164H168V163H167ZM167 164H166V165H167ZM172 164H173V162H172ZM6 165H7V164H6ZM10 165H11V164H10ZM27 165H28V164H27ZM50 165H51V164H50ZM84 165H85V164H84ZM110 165H111V164H110ZM166 165H165V166H166ZM221 165H222V164H221ZM241 165H242V164H241ZM1 166H2V165H1ZM12 166H13V165H12ZM28 166H29V165H28ZM37 166H38V165H37ZM43 166H44V165H43ZM96 166H97V165H96ZM224 166H225V165H224ZM29 167H30V166H29ZM44 167H45V166H44ZM4 168H5V167H4ZM4 168H3V169H4ZM36 168L38 169V167H36ZM36 168H35V170H36ZM95 168H96V167H95ZM107 168H108V167H107ZM130 168H131V167H130ZM156 168H157V167H156ZM219 168H220V167H219ZM14 169H15V170L17 169L16 166H15ZM46 169H47V168H46ZM65 169H66V168H65ZM103 169H104V168H103ZM150 169H151V167H150ZM152 169H153V168H152ZM11 170H12V169H11ZM7 171H8V170H7ZM26 171H27V170H26ZM37 171H39V170H37ZM41 171H42V170H41ZM54 171H57V170H55V168H54L53 166H50V167L48 168V170H46V172L44 171L45 173L42 171V172L44 173V175H45L47 178L49 177V179L46 178V180H48V181H43L44 184H45L46 189L50 190L51 193H52V192H55L54 194H46V196H45V197H46V200H47V202H48V204H50V205H51V204L53 205V204L56 202V201H55V200H57V199H56V195H58V194H56V190H57V187L59 186V184L61 183V182L59 181V179L56 178V177L60 176L61 174H59L58 176H55V175H54ZM99 171H100V170H99ZM99 171H98V172H99ZM223 171H224V170H223ZM229 171H230V169H229ZM240 171H241V170H239V167H238L237 172L239 173ZM16 172H17V171H16ZM27 172H29V171H27ZM224 172H225V171H224ZM224 172H223V173H224ZM227 172H228V171H227ZM11 173H14V171H12ZM32 173H33V172H32ZM39 173H40V171H39ZM57 173H60V172H57ZM57 173H56V174H57ZM65 173H66V172H65ZM67 173H68V172H67ZM89 173H90V172H89ZM132 173H133V172H132ZM174 173H175V172H174ZM235 173H236V172H234L233 174L235 175ZM3 174H4V173H3ZM18 174H19V171H18ZM18 174H16V175H18ZM24 174H25V173H24ZM233 174H232V176H233ZM10 175H11V174H10ZM25 175H26V174H25ZM38 175L43 176V177H41V179L44 178V175H43V174H38ZM38 175H36V176H38ZM62 175H63V174H62ZM64 175H65V174H64ZM176 175H177V174H176ZM236 175H238V174H236ZM28 176H29V174H28ZM74 176H75V175H74ZM80 176H81V175H80ZM179 176H180V175H179ZM14 177H15V176H14ZM60 177H61V176H60ZM64 177H65V176H64ZM81 177H82V176H81ZM177 177H178V176H177ZM184 177H187V174H186V175L184 174ZM10 178H12V177H10ZM29 178H31V177H29ZM39 178H40V177H39ZM62 178H63V177H62ZM181 178H182V177H181ZM187 178H189V177H187ZM234 178H236V176H235ZM15 179H16V178H15ZM22 179H23V178H21V181H22ZM31 179H32V178H31ZM34 179H36V178L34 177ZM178 179H179V177H178ZM0 180H1V179H0ZM4 180H5V179H4ZM9 180H10V179H9ZM29 180H30V179H29ZM38 180H39V179H38ZM43 180H44V179H43ZM63 180H65V179H63ZM69 180H70V179H69ZM234 180H235V179H234ZM10 181H11V180H10ZM14 181H15V180H14ZM23 181H24V180H23ZM173 181H174V180H173ZM0 182H1V181H0ZM25 182H26V181H25ZM36 182H37V181H36ZM39 182H40V181H39ZM41 182H42V181H41ZM55 182H57V183L54 184ZM65 182H66V181H65ZM70 182H71V181H70ZM10 183H11V182H10ZM12 183H13V182H12ZM33 183H35V182H33ZM63 183H64V182H63ZM125 183H126V182H125ZM31 184H32V181H31ZM35 184H36V183H35ZM37 184H38V182H37ZM39 184H41V183H39ZM77 184H78V183H77ZM77 184H76V185H77ZM91 184H93V183H91ZM180 184H181V183H180ZM228 184H229V183H228ZM232 184H233V183H232ZM234 184H235V183H234ZM238 184H239V183H238ZM13 185H14V184H13ZM15 185H16V184H15ZM19 185H21V184L19 183ZM76 185H75V186H76ZM177 185H178V184H177ZM247 185H248V184H247ZM16 186H17V185H16ZM33 186H34V185H33ZM41 186H42V185H41ZM236 186H237V185H236ZM1 187H2V186H1ZM19 187H20V186H19ZM21 187H24V186H21ZM21 187H20V188H21ZM35 187H36V186H34V188H35ZM38 187H39V185H38ZM92 187H93V186H92ZM178 187H181V186H178ZM3 188H4V187H3ZM8 188H9V187H8ZM8 188H7V189H8ZM28 188H29V187H28ZM39 188H40V187H39ZM82 188H83V187H82ZM240 188H241V187H240ZM0 189H1V188H0ZM11 189H12V188H11ZM18 189H19V188H18ZM25 189H26V188H25ZM40 189H41V188H40ZM2 190L4 191V189H2ZM21 190H23V189H21ZM28 190H29V189H28ZM69 190H70V189H69ZM99 190H100V189H99ZM183 190H184V189H183ZM242 190H243V189H242ZM14 191H15V190H14ZM19 191H20V190H19ZM19 191H18V192H19ZM30 191H33L32 188H31ZM58 191H59V190H57V193H58ZM180 191H181V190H180ZM249 191H250V189H249ZM15 192H17V191H15ZM22 192H23V191H22ZM22 192H21V193H22ZM38 192H39V191H38ZM145 192H146V191H145ZM181 192H182V191H181ZM2 193H3V192H2ZM25 193H26V192H25ZM25 193H24V194H25ZM28 193H29V192L27 191V195L25 194L27 197H28ZM33 193H34V191H33ZM33 193L31 192L32 196H35V195H33ZM39 193H40V192H39ZM44 193H45V192H44ZM60 193H61V192H60ZM126 193H127V192H126ZM24 194H22V196H24ZM40 194H41V196L44 195V194L42 195V193H40ZM72 195H74V194H72ZM133 195H134V194H133ZM5 196H6V195H5ZM16 196H17V195H16ZM18 196H19V195H18ZM18 196H17V197H18ZM37 196H38V195H37ZM135 196H136V195H135ZM246 196H247V195H246ZM13 197H14V196H13ZM20 197H21V196H20ZM20 197H19V198H20ZM43 197H44V196H43ZM71 197H72V196H71ZM3 198L6 199L4 196H3ZM10 198H12V195L10 196ZM15 198H16V197H15ZM33 198H34V197H33ZM40 198H41V197H40ZM57 198H58V197H57ZM68 198H69V197H68ZM68 198H67V197H64V195H63V196L60 195V196H59V200H60L59 203H60V206L57 207V206H54V205H53V209H54V211L57 212V213L60 212V211H62V210L65 211L66 209L63 208V206L66 207V204H67L66 202L69 201ZM244 198H246V197H244ZM7 199H9V198H7ZM7 199H6V200H7ZM13 199H14V198H13ZM17 199H18V198H17ZM22 199H23V198H22ZM22 199H21V200H22ZM25 199H26V198H25ZM27 199H28V200L30 199V201L32 200V198H30V197L27 198ZM36 199H37V198H36ZM36 199L34 198V200H36ZM43 199H45V198H43ZM69 199H70V198H69ZM107 199H108V198H107ZM131 199H132V198H131ZM2 200H3V199H2ZM6 200H5L4 202H6ZM10 200H11V199H10ZM10 200H9V201H10ZM14 200H15V199H14ZM14 200H13V202H14ZM40 200H41V199H40ZM46 200H45V201H46ZM73 200H74V199H73ZM111 200H113V199H111ZM235 200H236V199H235ZM18 201H19V200H18ZM18 201L16 200V202H18ZM23 201H25V200H23ZM26 201H27V200H26ZM43 201H44V200H42V202H43ZM71 201H72V200H71ZM108 201H109V200H108ZM243 201H244V200H243ZM7 202H8V201H7ZM13 202H12V204H13ZM16 202H15V203H16ZM20 202H21V201H20ZM32 202H33V201H32ZM40 202H41V201H40ZM47 202H46V203H47ZM22 203H23V202H22ZM25 203H26V202H25ZM25 203H24V204H25ZM56 203H57V202H56ZM110 203H111V202H108L107 205L110 206ZM112 203H113V202H112ZM7 204H8V203H7ZM7 204H6V205H7ZM27 204H28V203H27ZM27 204H26V205H27ZM30 204H32V203H30ZM48 204H47V205H48ZM96 204H97V203H96ZM135 204H136V203H135ZM1 205H2V203L0 202V206H1ZM18 205H19V204H18ZM26 205H25V207H27ZM44 205H46L45 202H44ZM47 205H46V206H47ZM55 205H56V204H55ZM68 205H69V204H68ZM111 205H112V204H111ZM136 205H137V204H136ZM7 206L9 207L10 204L7 205ZM16 206H17V205L15 204V207H16ZM19 206L22 207L23 204H21V205H19ZM28 206H29V205H28ZM69 206H70V205H69ZM69 206H68V207H69ZM113 206H114V205H113ZM2 207H4V206L2 205ZM5 207H6V206H5ZM5 207H4L5 210L3 211V214H4L5 217H8V220H9V218H10V217H13V216H12V214H10V213H11V212L9 211L10 209L7 210ZM48 207H49V206H48ZM77 207H78V205H77ZM49 208H50V207H49ZM75 208H76V206H75ZM1 209H2V208H0V211H1ZM11 209H12V207H11ZM111 209H112V208H111ZM8 211H9L10 213H9ZM26 211H27V210H26ZM115 211H116V210H115ZM13 212H14V211H13ZM16 212H17V211H16ZM35 212H36V211H35ZM38 212H39V211H38ZM47 212H48V211H47ZM68 212H69V211H68ZM17 213H18V212H17ZM28 213H29V212H27V215H28ZM48 213H50V212H48ZM63 213H64V212H63ZM29 214H31V213H29ZM38 214H39V213H37V215H38ZM81 214H82V213H81ZM81 214H80V215H81ZM16 215H17V214H16ZM60 215H61V214H60ZM61 216H62V215H61ZM65 216H66V215H65ZM30 217H31V215H30ZM34 217H35V216H34ZM183 217H184V216H183ZM16 218H17V217H16ZM52 218H53V217H52ZM61 218H63V217H61ZM5 219H6V218H5ZM30 219H31V218H30ZM11 220H12V219H11ZM13 220H14V218H13ZM56 220H57V219H56ZM74 220H75V219H74ZM185 220H186V219H185ZM62 221H64V220H62ZM0 222H1V221H0ZM8 222H9V221H8ZM55 222H56V221H55ZM1 223H3V222H1ZM6 223H7V221H6ZM9 223H10V222H9ZM61 224H62V223H61ZM7 225H8V224H7ZM7 225H6V226H7ZM9 225H11V224H9ZM9 225H8V226H9ZM67 225H68V226H71L72 223L69 222ZM0 226H1L0 229H1L2 227H5V229H6V226H5V225L2 226V225L0 224ZM8 226H7V228H8ZM54 226H56L57 228H60V227H58L57 225H54ZM10 227H11V226H9V228H10ZM30 227H31V226H30ZM24 228H25V227H24ZM5 229H3V230L5 231ZM10 229H11V228H10ZM14 229H15V227H14ZM16 229H17V228H16ZM6 230H8V229H6ZM11 230H12V229H11ZM29 230H30V229H29ZM30 231H31V230H30ZM41 231H42V230H41ZM41 231H38V232H41ZM0 232H1V231H0ZM6 232H8V231H6ZM42 232L45 233V234H42V233H41V234H42V239L40 240L38 237H36V241H39V240H40V241H39V242H40V245H38V254H39L40 256L42 255V259H41V261L44 262V261L46 260V255H48V246H46L48 243L46 242V240H47L48 237H50V236H49V233H48L47 230H43ZM4 233H5V232H4ZM38 234H39V233H38ZM38 234H36V235H38ZM41 234H40V235H41ZM47 234H48V236H46ZM36 235H35V236H36ZM38 236H39V235H38ZM44 236H46V237H44ZM63 237H64V236H63ZM37 238H38V239H37ZM40 238H41V237H40ZM33 239H34V238H33ZM192 240H193V238H192ZM194 240H195V239H194ZM48 241H49V240H48ZM39 242H38V243H39ZM49 242H50V241H49ZM3 243H4V242H3ZM5 243H6V242H5ZM36 243H37V242H36ZM45 243H47V244L45 245ZM7 245H8V244H7ZM14 246H15V245H14ZM22 246H23V245H22ZM2 247L5 248V245H3ZM9 247H11V246H9ZM34 247H35V246H34ZM16 248H17V246H16ZM18 248L20 249L21 247H18ZM23 248H24V247H23ZM35 248H37V247H35ZM8 249H10V248H8ZM19 249H18V250H19ZM12 250H14V249H12ZM18 250H17V251H18ZM27 250H28V249H27ZM14 251H16V250H14ZM18 252H19V251H18ZM28 252H29V251H28ZM5 253H7V251H6ZM9 253H10V251H9ZM9 253H8V254H9ZM15 253H16V252H15ZM10 254H11V253H10ZM13 254H14V253H13ZM60 254H61L62 256H64L63 253L60 252ZM19 255H20V254H19ZM25 255H26V254H25ZM20 256H21V255H20ZM40 256H39V257H40ZM36 257H37V256H36ZM13 258H14V257H13ZM26 258H27V257H26ZM14 259H15V258H14ZM17 259H18V258H17ZM20 259H21V258H20ZM36 259H37V258H36ZM21 260H22V259H21ZM37 260H39V259H37ZM15 261H16V260H15ZM22 261H23V260H22ZM3 262H4V261H3ZM16 263H17V262H16ZM24 263H25V262H23V264H24Z\"/></svg>",
    "mask_w": 264,
    "mask_h": 264
}]
</instances>
